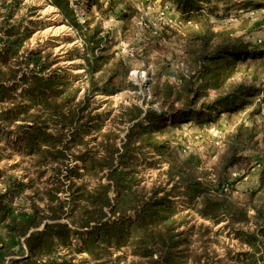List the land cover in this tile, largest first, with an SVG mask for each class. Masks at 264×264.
Returning a JSON list of instances; mask_svg holds the SVG:
<instances>
[{"label": "trees", "instance_id": "1", "mask_svg": "<svg viewBox=\"0 0 264 264\" xmlns=\"http://www.w3.org/2000/svg\"><path fill=\"white\" fill-rule=\"evenodd\" d=\"M88 1L96 4V0ZM171 1L175 9L186 17L192 14L215 19H223L231 13L236 15L237 11L244 8L262 5L257 0ZM50 2L64 14L68 23L85 33L83 26L77 22L69 0ZM114 4L115 0H109L108 7L112 8ZM127 9L122 12H127ZM12 32L16 33V30L13 28ZM84 35L87 51L83 57L89 81L99 65L102 69L110 59L114 65H119L120 61L113 59L111 54H103L95 30L89 29ZM200 38V48L194 50L195 61L199 64L197 70L190 71L188 75H180L182 85L180 89L177 88L180 91L175 90L174 85H163L167 96L173 91L179 92L175 98L163 100L162 106L167 108L166 111L149 105L146 108L134 105L132 108L135 113L128 117L131 124L121 147L114 142L118 135L109 139L108 133L99 130L97 146L84 143V148L75 155L82 160L83 172L79 173L70 167L73 174L63 175L67 180L64 190L67 191V201L58 195V190L64 189L63 183H59L61 187L50 185L44 188L48 197H43L46 206L43 210L36 205L30 210L17 209L11 200H4L0 196V264H65L57 262L51 253L59 245H70L74 233L81 231L86 235L81 248L91 254L94 261L102 259L101 255L95 254L96 251L102 250L103 246L107 249L114 245L116 248L124 246L131 249L133 255L144 264H213L203 239L205 234L212 231V226L200 223L203 227L199 229V250L192 249L191 233L188 232L192 225H188V213L173 205L171 192H174L175 199L183 198L184 202L188 200L189 207L196 210L200 218L211 221L212 225L223 223L222 228L214 231L215 235L227 229L228 233L234 234L246 246V250L234 253L230 257L232 262L225 264H264V241L261 238V235L264 236V149L260 153L262 167L258 187L240 192L245 195L246 205L224 190L229 183L227 170L241 160L242 126L227 135L226 148L218 162L220 168L217 167L218 173L214 174L213 179L192 165L194 161L197 163L194 155L189 154L183 160L176 159L169 140L164 136H155L152 130L154 126L167 122V117L172 122L181 117L189 120L195 117L199 123L213 121L224 112L236 110L243 100H248L246 97L252 95V86L243 83L229 91L219 89L234 76L236 60L244 61L248 56L253 57L264 51L228 27L214 31L206 28ZM18 40L16 37L5 40L7 54L18 49ZM41 58L39 53H32L30 59L34 68L19 77L26 84L22 88L27 99L24 109L17 110L12 105L7 114L14 116L12 118L21 116L24 121H30L29 124L26 122L23 131L27 153L39 165H56L51 168L59 172V181V174L63 172L61 164L68 158L71 148L83 140L82 132L88 133L99 128L98 114L91 110L83 113V109L90 103L93 92L110 94L116 91L108 82L113 81L119 73L112 69L101 88L93 89L90 85L84 98L75 101L78 90L69 95L71 81L66 80L65 76L40 74L45 70V62H41ZM4 61V68L0 67V101L6 91L13 88L7 87L2 80H15L19 73L8 60ZM197 76L199 83L194 80ZM210 89L216 91L212 101L195 108L198 99L209 97ZM84 100L86 102L81 106ZM178 100H183V104L175 108L174 103ZM145 148H149L153 156L151 162L147 160L149 165L166 164L163 171L165 181L149 189L141 185L136 164L137 161H145L148 152L141 151ZM101 173L108 181L103 183L97 179V183L90 184V178L100 176ZM168 184L171 185L170 189L167 188ZM110 191L114 193L112 196ZM65 202L69 205L66 206ZM117 261H120L119 257Z\"/></svg>", "mask_w": 264, "mask_h": 264}, {"label": "rangeland", "instance_id": "2", "mask_svg": "<svg viewBox=\"0 0 264 264\" xmlns=\"http://www.w3.org/2000/svg\"><path fill=\"white\" fill-rule=\"evenodd\" d=\"M87 1L84 3V0H69L77 22L83 26L85 33L89 29L97 32L100 38L99 46L104 55L111 54L113 59L120 61L119 65H114L110 59L102 69L99 65L97 71L92 74V80L89 81L86 73L87 64L83 57L87 51L85 33L68 23L64 14L50 0H0V67L4 68L6 59L13 68L19 70L17 79L2 80L7 87L13 88L6 91L3 100L0 101V196H3L4 200H11L17 209L30 210L34 205L40 210L45 209L43 197L47 198L48 195H45L44 188L50 185L61 187L59 183H63L64 189L58 190V195L63 201H67L65 196L67 191H64L67 180L63 175L71 173L70 167L79 173L83 172L82 160L75 155L84 148V143H87V146L98 145V130L108 133L109 139L118 135L114 142L116 146L121 147L131 124L128 117L135 113L132 108L134 105L143 108L149 105L166 111L167 108L162 106L163 100L175 98L179 92L173 91L167 96L163 85L168 83L174 85L175 90L180 89L182 85L180 75H188L190 71L197 70L199 64L195 61L194 50L200 48L202 43L200 37L204 35L206 28L214 31L228 27L239 34L242 33L239 26L241 22H238L241 19L239 17L241 12L235 15L234 22L223 18L218 19L220 22L217 23L212 21L214 18L192 14L186 17L173 7L171 0H115L112 8L108 7L109 0H96V4ZM257 1L264 4V0ZM125 8L129 9L123 13L122 10ZM169 13L175 17L171 18L172 22L168 17ZM257 20H261V16L255 17L253 22L257 23ZM13 28L16 33L12 32ZM10 37L18 38L20 45L15 52L7 54L4 44ZM249 37L251 38L243 36L245 40H250ZM213 38L214 36L211 40ZM32 53H39L42 56L41 62H45V70L40 73L41 75H62L71 81L68 87L69 95H72V91L78 90L75 93V101L84 98L90 85L93 89L101 88L105 84L106 75L112 69L119 73L113 81L108 82L116 91L110 94L93 92L90 103L83 109V113L91 110L98 114L99 128L88 133L82 132L83 140L71 148L68 158L61 164L63 172L59 174V181L57 179L59 172L51 168L56 165H39L27 153L26 145L23 143V131L27 121L21 116L12 118L14 116L7 114L12 105L18 110L24 109V104L27 103L26 96L22 93V88L26 84L19 77L34 68V63L30 59ZM235 68L234 76L228 79L219 91H229L241 83L252 86V95L246 97L248 100H243L242 105L236 110L224 112L210 122L199 123L195 117L190 120L177 117L176 122H172L167 117V122L154 126L152 130L155 136H164L169 140L176 159L183 160L189 154L194 155L197 163L194 161L192 165L197 167V171L206 172L205 175L213 179L214 174L218 173L217 167L220 168L218 162L226 148L227 135L235 132L238 126H242L241 160L227 170L229 183L224 190L231 193L234 198L238 197L241 204L247 205L245 195L240 192L249 189L250 179H241L247 173H253L254 168L259 169L260 153L264 149V117L260 114V110L264 108V53L248 56L244 61L236 60ZM194 80L199 83L198 76ZM215 94L216 91L210 89L209 97L198 99L195 108H200L202 103L211 102ZM85 102L86 100L80 105L83 106ZM182 104L183 100H178L174 107L179 108ZM29 123L30 121L27 122ZM94 135L97 137H92ZM141 151L148 154L145 161L136 162L137 174L141 177V185L149 189L152 185L165 181L166 175L163 171L166 164L162 162L149 165L147 160L151 162L153 159L150 149L145 148ZM141 162L143 164H140ZM233 172H238L239 176H233ZM81 178L82 175L78 180ZM97 179L103 183L108 181L101 173L100 176L90 178V184L97 183ZM167 188L170 189L171 185L168 184ZM110 194L112 196L113 191H110ZM173 194L174 192H171L170 195L173 205L188 213V225H192L188 231L191 233L192 249L199 250V229L203 227L200 223H205L212 226V231L205 234L203 239L206 241L208 257L213 264L232 262L230 257L234 253L246 250V246L241 244L234 234L228 233L227 229L214 234L216 229L222 228L223 223L212 225L211 221L200 218L196 210L189 207L188 200L187 202H184L183 198L176 200ZM65 203L66 206L69 205L68 202ZM252 225H255L254 221ZM85 236L82 231L75 232L71 244L59 245L52 251V256H55L57 262L65 264H144L133 255L131 249L124 246L116 248L114 245L107 249L103 246L102 250L96 251L95 254L101 255L102 259L94 261L91 254L81 248ZM261 238L264 241L263 235ZM262 249L264 255V246ZM118 257L120 261H117Z\"/></svg>", "mask_w": 264, "mask_h": 264}, {"label": "crops", "instance_id": "3", "mask_svg": "<svg viewBox=\"0 0 264 264\" xmlns=\"http://www.w3.org/2000/svg\"><path fill=\"white\" fill-rule=\"evenodd\" d=\"M174 7V6H173ZM178 14V13H177ZM264 4L256 7V8H244L242 12L239 14L241 24L239 25L241 27L242 33L240 35H247L251 36L250 40L255 45L259 46L260 49L264 51ZM174 15L168 14V17L171 18ZM176 16V15H175ZM261 16V20H257L258 22L255 23L253 20L255 17ZM175 18V17H173ZM212 21H215L219 23L220 21L218 19H212ZM172 22V21H171ZM172 27V26H171ZM221 28V27H219ZM238 33V32H237ZM239 34V33H238ZM256 37V38H255ZM261 163L258 164L259 169L254 168L253 173H247L241 180H249L250 179V185L249 188H257L259 185V173L261 171L260 166ZM250 177V178H249Z\"/></svg>", "mask_w": 264, "mask_h": 264}, {"label": "built area", "instance_id": "4", "mask_svg": "<svg viewBox=\"0 0 264 264\" xmlns=\"http://www.w3.org/2000/svg\"><path fill=\"white\" fill-rule=\"evenodd\" d=\"M145 1H148V0H145ZM240 12H242V10H239V11H237V14L238 13H240ZM236 14V15H237ZM225 18H227L229 21H231V22H234L235 20H236V17H235V14L234 13H231V14H229L227 17H225ZM226 19V20H227ZM135 73H136V71H135ZM260 114L264 117V108H262L261 110H260ZM242 174H244V173H242ZM232 175L233 176H239V173L238 172H233L232 173ZM241 175V174H240ZM244 177V176H243Z\"/></svg>", "mask_w": 264, "mask_h": 264}]
</instances>
